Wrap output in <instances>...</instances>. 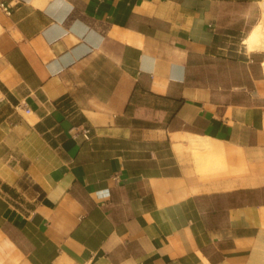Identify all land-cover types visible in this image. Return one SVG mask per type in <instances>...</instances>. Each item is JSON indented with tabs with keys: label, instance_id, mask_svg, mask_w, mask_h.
<instances>
[{
	"label": "crops",
	"instance_id": "crops-1",
	"mask_svg": "<svg viewBox=\"0 0 264 264\" xmlns=\"http://www.w3.org/2000/svg\"><path fill=\"white\" fill-rule=\"evenodd\" d=\"M259 25L264 0H0V264H264Z\"/></svg>",
	"mask_w": 264,
	"mask_h": 264
},
{
	"label": "bare ground",
	"instance_id": "bare-ground-1",
	"mask_svg": "<svg viewBox=\"0 0 264 264\" xmlns=\"http://www.w3.org/2000/svg\"><path fill=\"white\" fill-rule=\"evenodd\" d=\"M263 26L262 25H259V27L253 32L251 37L248 38L246 41L247 43L249 44V47L252 48V47H256V46H264V32L262 30Z\"/></svg>",
	"mask_w": 264,
	"mask_h": 264
},
{
	"label": "built area",
	"instance_id": "built-area-1",
	"mask_svg": "<svg viewBox=\"0 0 264 264\" xmlns=\"http://www.w3.org/2000/svg\"><path fill=\"white\" fill-rule=\"evenodd\" d=\"M85 133L87 134L88 133V130H85Z\"/></svg>",
	"mask_w": 264,
	"mask_h": 264
}]
</instances>
